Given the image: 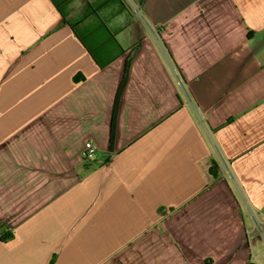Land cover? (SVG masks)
Listing matches in <instances>:
<instances>
[{
	"label": "crops",
	"instance_id": "obj_1",
	"mask_svg": "<svg viewBox=\"0 0 264 264\" xmlns=\"http://www.w3.org/2000/svg\"><path fill=\"white\" fill-rule=\"evenodd\" d=\"M123 1L100 68L51 0H0V264H264V0Z\"/></svg>",
	"mask_w": 264,
	"mask_h": 264
},
{
	"label": "trees",
	"instance_id": "obj_2",
	"mask_svg": "<svg viewBox=\"0 0 264 264\" xmlns=\"http://www.w3.org/2000/svg\"><path fill=\"white\" fill-rule=\"evenodd\" d=\"M56 6L64 21L71 27L76 36L86 47L90 55L100 68H104L126 52L117 38L119 27H112L102 11L108 7L115 8L114 13L120 14L127 11L123 0H83L84 8L76 14L74 2L76 0H51ZM132 54L126 60L124 74L118 86L110 127V151L114 150L116 137L118 110L122 101V94L129 79ZM212 176H218V165L213 161L209 168ZM4 223H0V240L7 241L13 238L12 230L7 231Z\"/></svg>",
	"mask_w": 264,
	"mask_h": 264
},
{
	"label": "built area",
	"instance_id": "obj_3",
	"mask_svg": "<svg viewBox=\"0 0 264 264\" xmlns=\"http://www.w3.org/2000/svg\"><path fill=\"white\" fill-rule=\"evenodd\" d=\"M97 146L91 141L87 140L84 144L83 154L86 159L93 160L96 156ZM222 163L227 164L226 160L223 158Z\"/></svg>",
	"mask_w": 264,
	"mask_h": 264
},
{
	"label": "rangeland",
	"instance_id": "obj_4",
	"mask_svg": "<svg viewBox=\"0 0 264 264\" xmlns=\"http://www.w3.org/2000/svg\"><path fill=\"white\" fill-rule=\"evenodd\" d=\"M125 1H126V3L128 4V6H129L130 8H133V6L130 5V4H131V1H130V0H125Z\"/></svg>",
	"mask_w": 264,
	"mask_h": 264
}]
</instances>
